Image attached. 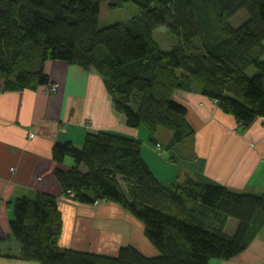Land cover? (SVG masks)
<instances>
[{"label":"trees","instance_id":"16d2710c","mask_svg":"<svg viewBox=\"0 0 264 264\" xmlns=\"http://www.w3.org/2000/svg\"><path fill=\"white\" fill-rule=\"evenodd\" d=\"M129 1L138 14L99 26L108 8ZM241 10L247 18L232 26ZM156 27L175 37L168 50L153 37ZM52 60L95 70L126 125L143 126L155 147L158 129L167 128L171 138L160 150L194 135L187 107L174 98L180 89L198 88L246 129L264 119V0H0V91L48 84L45 64ZM141 148L140 139L107 131L87 133L79 147L59 141L53 159L71 157L74 164L54 175L75 202L119 204L142 223L157 255L132 245L113 256L59 246L58 200L38 193L14 201L9 225L20 250L0 257L38 264H210L245 249L264 224V193L190 177L162 183ZM228 218L238 221L232 235L224 231Z\"/></svg>","mask_w":264,"mask_h":264},{"label":"crops","instance_id":"0c3cea01","mask_svg":"<svg viewBox=\"0 0 264 264\" xmlns=\"http://www.w3.org/2000/svg\"><path fill=\"white\" fill-rule=\"evenodd\" d=\"M45 72L46 85L0 91V254L15 255L20 250L9 225L14 201L38 193L58 200L63 219L59 246L113 256L121 247L132 245L147 256L158 254L144 236L142 223L119 204H83L64 194L54 172L73 166L74 161L71 157L55 161L52 147L59 141L79 147L87 133L107 131L140 139L142 158L162 183L180 184L190 177L241 193H264V119L241 129L198 88L176 90L174 98L187 107L194 135L160 150L149 141L143 126L126 125L95 70L52 60L46 62ZM51 84L57 85L56 91H50ZM160 132L167 141L171 133L158 129L156 138L163 148ZM237 226L236 219L228 218L224 231L232 235ZM0 264L38 263L0 257ZM210 264H264V224L240 253L230 259H212Z\"/></svg>","mask_w":264,"mask_h":264},{"label":"rangeland","instance_id":"374dc122","mask_svg":"<svg viewBox=\"0 0 264 264\" xmlns=\"http://www.w3.org/2000/svg\"><path fill=\"white\" fill-rule=\"evenodd\" d=\"M136 14H138L137 5L134 2L129 1L121 8H115V9L108 8L105 14L99 20V26L104 27L113 24L115 22L130 18ZM246 18H247V14L245 13L244 10H241L230 20V23L232 26H238ZM153 37L155 38V40L159 44V47L162 50H168L172 45V43L175 41V37L168 30L161 27L154 28ZM247 71L248 73H252L253 71H255V69L253 67H249ZM160 129L165 133H169V130L167 128H160ZM162 133L163 132H160L159 135H163ZM161 140L162 142H164L163 144L167 142L165 135L162 136Z\"/></svg>","mask_w":264,"mask_h":264},{"label":"built area","instance_id":"2783aa9c","mask_svg":"<svg viewBox=\"0 0 264 264\" xmlns=\"http://www.w3.org/2000/svg\"><path fill=\"white\" fill-rule=\"evenodd\" d=\"M49 89H50V91H52V92H54V91H56L57 90V85L56 84H51V85H49ZM34 136V134L32 133V132H30L29 134H28V137L29 138H32ZM161 145L158 143V144H156V148L157 149H161V147H160ZM69 193V192H68ZM69 195H70V197L72 196V194H70L69 193Z\"/></svg>","mask_w":264,"mask_h":264}]
</instances>
